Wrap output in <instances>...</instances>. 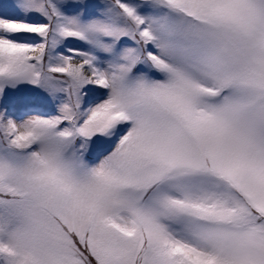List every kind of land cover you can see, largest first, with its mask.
I'll return each instance as SVG.
<instances>
[{
  "label": "snow or ice",
  "instance_id": "snow-or-ice-1",
  "mask_svg": "<svg viewBox=\"0 0 264 264\" xmlns=\"http://www.w3.org/2000/svg\"><path fill=\"white\" fill-rule=\"evenodd\" d=\"M0 264H264V0L0 4Z\"/></svg>",
  "mask_w": 264,
  "mask_h": 264
},
{
  "label": "rangeland",
  "instance_id": "rangeland-1",
  "mask_svg": "<svg viewBox=\"0 0 264 264\" xmlns=\"http://www.w3.org/2000/svg\"><path fill=\"white\" fill-rule=\"evenodd\" d=\"M10 2L11 0H0V4H7ZM35 102H36L35 96L27 88L22 89L19 93L14 94L9 99V103L17 107H24L26 105L33 104Z\"/></svg>",
  "mask_w": 264,
  "mask_h": 264
}]
</instances>
